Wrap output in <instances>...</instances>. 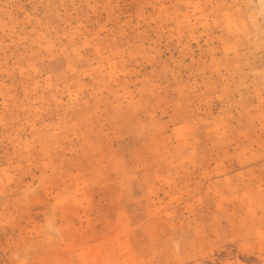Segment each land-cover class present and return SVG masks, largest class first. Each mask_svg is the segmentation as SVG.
<instances>
[{
    "label": "rangeland",
    "instance_id": "obj_1",
    "mask_svg": "<svg viewBox=\"0 0 264 264\" xmlns=\"http://www.w3.org/2000/svg\"><path fill=\"white\" fill-rule=\"evenodd\" d=\"M0 264H264V0H0Z\"/></svg>",
    "mask_w": 264,
    "mask_h": 264
}]
</instances>
